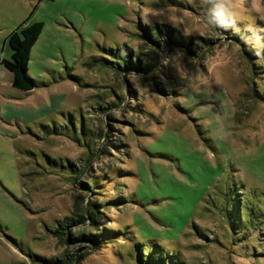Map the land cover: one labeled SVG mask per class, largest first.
<instances>
[{
    "label": "rangeland",
    "instance_id": "1",
    "mask_svg": "<svg viewBox=\"0 0 264 264\" xmlns=\"http://www.w3.org/2000/svg\"><path fill=\"white\" fill-rule=\"evenodd\" d=\"M207 14L201 0H0V57L18 25L43 23L35 87L13 98L0 75V264H264V55ZM89 199L97 248L66 241L92 230L65 222Z\"/></svg>",
    "mask_w": 264,
    "mask_h": 264
},
{
    "label": "trees",
    "instance_id": "2",
    "mask_svg": "<svg viewBox=\"0 0 264 264\" xmlns=\"http://www.w3.org/2000/svg\"><path fill=\"white\" fill-rule=\"evenodd\" d=\"M42 28L43 23L39 21L29 25H25L23 22L14 30H12L7 36V41L11 49V58L5 59L0 57V65L12 73V85L18 89L28 91L35 87L34 80L27 74V66L30 58L31 48L37 40ZM83 185L91 187L86 183ZM78 199L80 198L77 197L74 201V206L76 208L81 203ZM84 206V210L80 208V210L77 212V218H67L65 221L66 227L70 228L72 225L87 221L91 225L92 230L88 232H80L74 235L68 230L66 232V241L84 242L85 247H87L86 245H89L90 248H97L100 244H102V239L99 237V234H102L103 230L99 231V226L101 223H105L102 220L104 212L100 207V204L94 202L92 199L87 200ZM103 229L107 230V228ZM144 257L146 256L142 253L141 258L143 259ZM147 260L150 264H159L162 260L165 262V258L160 256L157 257L154 254H148Z\"/></svg>",
    "mask_w": 264,
    "mask_h": 264
},
{
    "label": "clouds",
    "instance_id": "3",
    "mask_svg": "<svg viewBox=\"0 0 264 264\" xmlns=\"http://www.w3.org/2000/svg\"><path fill=\"white\" fill-rule=\"evenodd\" d=\"M196 2V0H192ZM202 6H207L208 14L204 18V23L209 28L217 30L223 29L227 31L231 28L235 35L240 36L250 50L254 51L258 56L264 55V42L256 40L252 43L248 38L252 36H260L264 32V23L262 25H254L257 31H253V25H244L241 29L240 25L244 24L247 15H255V18L264 22V10L253 9L248 12L245 8L247 0H201ZM213 17L215 19H213Z\"/></svg>",
    "mask_w": 264,
    "mask_h": 264
},
{
    "label": "crops",
    "instance_id": "4",
    "mask_svg": "<svg viewBox=\"0 0 264 264\" xmlns=\"http://www.w3.org/2000/svg\"><path fill=\"white\" fill-rule=\"evenodd\" d=\"M7 69H5L2 65H0V75L2 76V78H4L3 80H5V82L7 83V90H9L10 94L12 95V97L14 98V95L15 96H24V92H27V91H24V90H21V89H18L16 87H14L12 85V79H13V75L12 73L10 72H6ZM8 71V70H7ZM30 91V90H28Z\"/></svg>",
    "mask_w": 264,
    "mask_h": 264
}]
</instances>
